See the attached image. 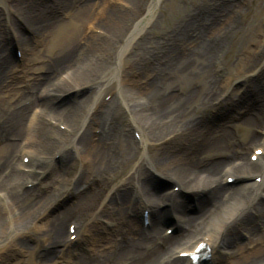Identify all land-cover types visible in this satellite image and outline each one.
Instances as JSON below:
<instances>
[{
	"label": "rangeland",
	"instance_id": "obj_1",
	"mask_svg": "<svg viewBox=\"0 0 264 264\" xmlns=\"http://www.w3.org/2000/svg\"><path fill=\"white\" fill-rule=\"evenodd\" d=\"M22 1L28 0H0L1 30L7 28L9 16L21 22L18 13ZM31 1L34 3L35 13L43 12L52 4V0ZM104 1L109 3L115 14L118 13V15L121 14L122 16L126 14L127 17L123 19V25L128 23L125 29L140 21L141 32L134 38L127 53L119 63L116 79L108 84L98 81L95 86L86 85L84 86L86 88L82 91L80 90L81 92L70 91L64 94H56L55 98L57 100L53 102L51 109L54 113L72 109L79 101L94 94H98L100 102L96 104L98 105L97 108L94 105L85 110L89 117L97 115L96 112L103 108L101 107L102 104L105 103L104 105L106 106L112 104L115 110V117L114 121L109 120L107 126L115 129V133H117V141H114L116 148L114 149L113 158L118 163H121L122 166L116 167L113 173L107 174L108 176L91 177L84 180L82 178V188L85 193L95 194L97 192L99 205L89 216L78 217L75 216V211L72 210V207L76 204V194L72 184L74 181L79 180L82 174V166L79 161L80 155L76 149L69 148L71 146L67 148L66 153L70 157L69 164L67 162V164H64L62 153L54 155V152H51V155L49 154V157L40 164H35L31 161L23 163L21 159L19 161V153H16V157L22 165H29V167L31 166V168L35 169V174L33 173L30 176L22 170L13 171L12 190L15 195L19 194L21 200H23L24 205L21 209L27 211L28 206L31 205H35L38 211L42 206L44 209L33 222H28L27 231H13V216L4 210V194L0 193L1 222L4 230L6 229L7 231L0 242V264H98L94 263L98 256H103L104 254L108 256L111 253H117L116 248H118L119 241L131 238V228H134V230L136 228L140 232L142 230H144L143 232H148L152 229V224L148 225L150 224L148 220L145 222L143 219L148 218L146 212L143 211V207L150 209L152 205H148L142 200L140 202V199L138 201V192L129 188L131 200L134 203H138V206L135 205L133 209L137 208L142 221H139V219L136 221L135 217L126 211V206L122 203H109V200L116 197L121 181L131 176L132 165L140 164L138 153L142 150V147H140L141 138H144V133L140 128L144 126V122H141L139 117V120L136 119L135 115L141 112L138 105L149 102V100L146 102L136 100L137 102H134L130 94L132 92L138 94L136 95L138 100L139 98L145 99L144 95L149 93L150 86L153 85L155 80L154 77L158 74V71L156 73L157 68H163V63H167V60H169L170 56L165 58V55H168V53L166 54L167 47H169V42L175 38L177 40V38L183 37V42L179 46V48L182 47L184 49V53L181 52L180 54V63H184L186 67L190 65V68L187 74L176 76L171 82L164 84L166 79L164 77L163 81L159 80L160 84L157 83L158 87L156 90L159 95L166 93L176 95L178 98L182 97L181 102L176 105L173 104V106L168 107L167 111H163L164 116L161 117H168L177 111L183 110L185 116L183 125L186 126L184 128L190 131V133H187L188 135L185 132L181 136L183 142H191L194 139L202 142L222 141L227 149L230 150V148L245 144V141L250 136L246 125L243 123L244 104L249 102V99L248 97L244 98L245 101L242 103H236L235 100L237 98L234 101L232 100L235 96H240L248 89H252L251 93L254 92L257 95L256 90L259 89L260 83L263 89L259 90L260 92L262 91V96L264 95V85L262 84L264 72L259 74L260 70L264 69V0H143V9L136 15L134 14L133 6L130 4L134 0H122L125 1V4L121 3L120 0H96V5L101 8L95 11L94 21L90 23L92 27L88 33L108 44L111 40L108 41L109 38L104 37L103 32L97 27L99 23L100 29L104 30L105 28L104 18L101 16V9L107 7ZM151 5L153 11L148 15V7ZM37 28L34 25L29 28L25 27V29L23 27L22 35L29 39L43 35L39 33ZM45 36L50 39V36ZM2 40L5 42L2 53L10 55L14 70H18V73H12L13 76H19L18 79H15V87L17 91H25L24 87L31 84L30 78L24 81L21 78L22 76L18 75L21 74L22 60L20 57L25 47L18 45L14 41L12 33H5L2 36ZM0 42L2 41L0 40ZM176 43V45H173L174 47L178 46L179 40ZM110 47L112 48L111 43L108 44V49ZM203 52L207 55L204 56ZM115 53V50L109 52L110 61L108 62L104 57L108 65L112 63V67ZM144 55L147 56L144 57ZM260 55H263L260 66L254 71L248 70L245 72L246 65ZM137 67L142 68V71L140 72ZM60 81H64L62 77L54 80L51 83V88ZM8 83L11 88L7 90ZM8 83L4 84L6 87H4L2 93L0 92V100L7 101L16 93L15 91L11 92L13 86L11 80H8ZM164 88L167 89L165 90ZM129 90L132 92H128ZM34 93V91L28 90L27 95L29 100L35 101L37 104L34 112L36 114L41 109L46 108L44 106L48 104L49 99ZM150 96H153V93ZM207 98H209V101H207ZM12 101L11 103L15 104ZM22 104L24 102L20 103L19 106ZM125 105L131 107L129 110L130 114L126 110ZM99 106L101 108L98 109ZM101 111L104 110L102 109ZM262 111L264 112V110H256L254 113L256 118L262 123L261 129L258 131V137L261 141L264 140V113ZM53 119L50 122L44 121L46 129L50 131H48V138H56L57 135L70 138L76 137L74 132L63 126V121L60 117H54ZM98 131H100V128H97V126L92 130L95 140L99 137L100 133ZM20 142L23 145L29 144L24 139ZM106 143L109 147L113 144L112 142L109 145L108 140ZM128 143L132 147L127 146ZM154 143L159 146L158 149L162 154L180 156L179 152H184L182 147H178V144L173 143L170 138L151 142L150 144ZM147 144L149 146L145 153L148 152L149 157L150 155L156 156V153L150 148L149 142ZM1 145L2 141H0ZM256 148L258 149L257 155L256 153L253 155L254 148L251 150L245 149V157L253 165H258V158H264L263 141ZM124 150L126 152H123ZM132 151H135L138 155L128 164H124L126 156H129ZM144 162L148 164V160ZM46 167L48 168L47 170H45ZM50 170H55L57 174L58 180L55 181V185L51 184L52 175ZM150 175H152L150 190L157 198H161L165 194H173L177 199H181L184 204L182 207L185 218L197 219L200 218L203 212L216 209V206L208 199L201 204L202 207H199L200 199L204 195L196 196L182 191L180 193V190L173 187L172 183L162 177L158 171L150 173ZM22 176H29V178L26 181H22ZM35 177H37V180L33 182ZM254 183H258L255 178L239 179L234 176L222 184L224 188L238 192ZM257 201L264 204V191L260 192V196L256 198ZM157 202L158 200L154 199L151 204L155 206ZM234 202H237L235 198H223L219 202L217 210L221 209V207L230 208ZM46 205L47 208L45 209ZM104 206H106L105 210L103 209ZM130 207L132 208L133 206ZM156 208L158 210H166L161 216L162 220L160 223L153 228L156 229L154 232L155 237L161 241L166 237L176 235L178 223L169 210V206L161 204ZM253 208L251 206L250 209L249 204L248 210L254 211ZM256 208L257 206H255ZM113 210L124 214L125 218L120 220V218L115 217V221L111 222L106 218V211L113 212ZM56 223H59L64 229L63 239L66 237L65 242L61 244H66L70 240L71 237L69 236L68 238L67 234L69 230L74 229L75 237L70 243H67L66 248L60 243L54 246H44L42 244L46 239L44 234H50ZM234 234L232 245L214 253V259L209 256L207 260L199 264H232L233 259L240 255L248 254L251 256L260 249L264 250V229H258L257 233H255L254 241L252 236L247 235L242 229H238ZM49 253V260H46L45 258ZM262 259L264 260L263 257ZM262 264H264V261Z\"/></svg>",
	"mask_w": 264,
	"mask_h": 264
},
{
	"label": "bare ground",
	"instance_id": "obj_2",
	"mask_svg": "<svg viewBox=\"0 0 264 264\" xmlns=\"http://www.w3.org/2000/svg\"><path fill=\"white\" fill-rule=\"evenodd\" d=\"M120 1L125 4V1ZM95 2L96 0H52V4L43 12L35 13L33 1H22L18 13L21 22L9 16L7 28L1 30L2 28L0 27V40L2 41L0 42V92L2 93L4 87H6L4 84L8 83V80H11L13 84L11 92H16L7 101L0 100V141H2L0 146V193L4 194V210L13 216V231H27L28 222H33L44 209L42 206L38 211L35 205H31L28 206L27 211L22 210L23 200H21L19 194L15 195V192L13 193V171L22 170L29 176L33 173L35 174V169L31 168V166L29 167V165H22L19 162L20 159L23 163L31 161L35 164H40L49 157V154L51 155V152H54V155L62 153L64 164L66 162L69 164L70 157L66 151L71 146L69 148L76 149L80 155L79 161L82 166L81 180L82 178L84 180L91 177L108 176L107 174L113 173L116 167L122 166L121 163H118L113 158L114 149L116 148L114 141H117V133H115V129L107 126L109 120L114 121L115 117V110L112 104L110 106L104 105L105 103L102 104L101 107L103 108L98 107V109H101L96 112L97 115L89 117L85 110L100 102L98 94H94L79 101L72 109L57 113L52 112L53 110L51 109L53 102L57 100L55 96L58 94L82 91L86 88L84 87L86 85L92 87L98 81L108 84L116 79L119 63L127 53L134 38L141 32L140 21L125 29L128 24L123 25V19L127 17L126 14L124 16L118 15V13L115 14L109 3L104 1L107 7L101 9V16L104 18L106 29H100L99 23L97 27L103 32L104 37L109 38L108 41L111 40L108 44L111 43L112 48L108 49L107 42L96 39L95 36L88 33L92 27L90 23L94 21L95 11L101 8ZM130 4L134 8L135 15L143 9V0H134ZM152 11L153 7L151 5L148 7L147 14L150 15ZM88 24L90 25L88 26ZM33 25L37 26V30L43 35L36 36L34 39L24 37L22 35L23 27L25 29V27L29 28ZM5 33H12L14 41L18 45L25 47L20 57L22 60L21 74H18L22 76L21 78L24 81L30 78L31 84L24 87L25 91H17L15 79H18L19 76H13L12 73H18V70H14L10 55L2 53L5 46L2 36ZM45 35L50 36V39ZM121 35L123 36L121 37ZM177 40H179L178 46L174 47L173 45L177 44ZM177 40L175 38L169 42L170 44L166 51L168 55L164 54L165 58L170 56L169 60H167V63H163V68L159 67L156 70L158 74H155V80L149 89V93L152 92L153 96H150L152 93L150 95L147 93L144 95L145 99L139 98L138 100L136 98L138 94H134L131 90L128 91L132 92L130 97L134 102H146L149 100V102L143 104L139 103L141 106L138 105V108L141 112L135 115L136 119L139 117L141 122H144V126L140 128L144 133V138L142 137L140 142L142 150L138 153L140 164L132 165L131 176L121 181L116 197L109 200V203H122L126 206V211L135 217L136 221L138 219L142 221L137 208L133 209L135 205L138 206V203L136 202V204L131 200L129 188L138 192V201L140 199V202L142 200L144 203L152 205L150 209L143 207V211L146 212L147 220L150 223L148 225L152 224V229L148 232H143L144 230L140 232L136 228L135 230L131 228V238L119 241L118 248H116L117 251L114 250L117 253H111L108 256L106 254L98 256L94 263L193 264L192 255L198 250L208 251L209 256L214 259V253L233 244L234 240L232 237H234V233L238 229H242L247 235L252 236L253 241L258 229H264V204L256 202L260 192L264 191V158H258V165H253L245 157V149L251 150L254 148L253 155L255 153L257 155L258 149L256 147L262 141L264 143V140L261 141L258 137V131L261 129L262 123L254 114L256 110H264V95L262 96V91L260 92L263 86L260 83V90H256L257 95L254 92L251 93L252 89H248L240 96H235L232 100L234 101L237 98L235 100L236 103H242L247 97L249 99V102L244 104L243 123L246 125L250 135L245 144L243 143L241 146L230 148L229 150L222 141L202 142L194 139L191 142H183L181 136L185 132L186 134L190 133L188 129L184 128L186 126L183 125L185 120L183 110L177 111L168 117H161L164 116L163 111H167L168 107L181 102L182 97L178 98L176 95L166 93L159 95L156 90L158 87L157 83L160 84L159 80L163 81L164 77H166L164 81V84H166L171 82L176 76L187 74L190 68V65L186 67L184 63H180V54L181 52L184 53V49L182 47L179 48V46L183 42V37H179ZM112 50L116 52L113 58V67L112 63L111 65L106 63V61H110L109 52ZM179 50H181L180 53ZM206 55L204 54V56ZM146 56L144 55V57ZM262 59L263 55H260L257 59L248 63L244 71H254L260 66ZM137 69L140 72L142 71V68L137 67ZM263 72L264 69H261L259 74H263ZM60 77L64 81L54 84L51 88V83ZM262 84L264 85V81ZM10 88L11 86L8 83L6 89ZM27 88L34 91V94L49 99L48 104L44 106L46 108L34 114L37 104L35 101L28 99ZM164 89L166 90L167 88ZM11 101L15 102V104H12ZM207 101H209V98H207ZM23 102L24 104L19 106ZM125 107L127 111L131 108L128 105H125ZM102 109L104 111H101ZM54 117H60L63 121V126L74 132L76 137L70 138L57 135L56 138H48L47 135L50 131L46 129L44 121H53ZM95 126L100 128V131H98L100 134L96 140L92 135V130ZM113 132L114 134H112ZM45 137L47 138L45 139ZM168 138L172 139L173 143L178 144V147H182L184 152H179L180 156L162 154L158 149V145L155 143L150 144L151 142H158ZM23 139L29 144L23 145L20 142ZM107 140L109 145L113 142L110 147L106 143ZM148 142L156 156L150 155L149 157L148 152L145 153L149 146ZM127 146L132 147L129 143ZM125 150L123 152H126ZM16 153H19V161ZM138 154L135 151L129 153L124 164H128ZM145 160H148L149 165L144 162ZM70 166L73 167L72 164ZM47 169L46 167L45 170ZM157 171L162 177L170 181L173 187L175 186L176 189H179L180 193L185 192L196 196L204 195L200 199L202 202L200 201L199 207H202L201 204L208 199L216 206V209L203 212L200 218L197 219L185 218L182 207L184 204L181 199H177L173 194H165L163 197L157 198L150 190V184L152 183V175L150 173ZM50 174L52 175L51 184L55 185V181L58 180L55 170H50ZM29 176H22V181H26ZM234 176L239 179L255 178L258 183L249 185L238 192L224 188L222 183ZM34 179L33 182L37 180V177ZM80 179L72 184L76 194V204L72 207V210L75 211V216L87 217L98 207L99 201L97 192L95 194L85 193L82 188L83 180L81 181ZM61 187L62 185L60 189ZM223 198H235L237 202H234L230 208L221 207V209L217 210L219 202ZM154 199L158 200L155 206L151 204ZM161 204L169 206V210L178 223L176 235L166 237L162 239L163 241L155 237L154 232L156 229H153L154 226L157 227L160 223L162 220L161 216L166 210H158L156 208ZM249 204L250 209L251 206L254 207V211L248 210ZM130 206L133 207L131 208ZM255 206H257L256 209ZM105 207L103 208L104 210ZM115 217L120 218V220L125 218L124 214L114 210L113 212L106 211V218L111 222L115 221ZM6 233L7 231L6 229L4 230L1 222L0 213V242ZM74 234V229L69 230L67 236L68 238L69 236L71 237L70 240L66 244H61L65 242L66 237L63 239L64 229L59 223H56L50 234H44L46 239L42 244L44 246H54L60 243L66 248L67 243H70L75 237ZM196 239L198 240L194 242ZM48 257H50V253L45 259L49 260ZM262 257L264 258V250L260 249L251 256L247 254L236 257L233 259L232 264H262L264 261ZM260 261L262 262L260 263Z\"/></svg>",
	"mask_w": 264,
	"mask_h": 264
}]
</instances>
